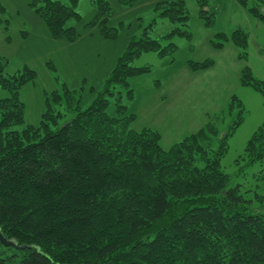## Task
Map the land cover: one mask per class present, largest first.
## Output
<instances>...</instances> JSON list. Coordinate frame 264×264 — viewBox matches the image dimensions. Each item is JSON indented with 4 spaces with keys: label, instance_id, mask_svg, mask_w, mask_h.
I'll return each mask as SVG.
<instances>
[{
    "label": "trees",
    "instance_id": "16d2710c",
    "mask_svg": "<svg viewBox=\"0 0 264 264\" xmlns=\"http://www.w3.org/2000/svg\"><path fill=\"white\" fill-rule=\"evenodd\" d=\"M197 1L200 16L213 24L208 0ZM237 2L248 7V0ZM100 3L111 15L108 2ZM76 4L44 0L37 11L52 35L74 40L75 28L67 22L81 17ZM156 9L171 23L188 25L185 0L159 1ZM249 10L264 20L259 5ZM176 33L191 36L176 27L167 37ZM225 39L218 33L212 44L222 48ZM230 40L240 50L248 45L241 29ZM175 48L146 32L133 38L91 105L83 109L77 91L68 87L55 90L47 95L39 126L26 123L21 99V87L36 72L27 67L9 76L1 72L0 87L9 95L0 98V230L25 248L0 257V264H264V213L250 211L240 185L228 187L221 165L226 139L243 117L218 139V147L213 145L217 131L208 124L164 149L158 131L131 128L135 114L121 92L115 95V85L128 87L130 76L150 70L131 65L136 57L149 51L166 55ZM213 63L190 62V67ZM241 81L264 91V80L249 65ZM127 94L132 98L133 90ZM64 103L62 112L58 106ZM111 103L115 114L108 112ZM66 111L75 116L62 124ZM244 157L248 164L264 158V123Z\"/></svg>",
    "mask_w": 264,
    "mask_h": 264
},
{
    "label": "rangeland",
    "instance_id": "374dc122",
    "mask_svg": "<svg viewBox=\"0 0 264 264\" xmlns=\"http://www.w3.org/2000/svg\"><path fill=\"white\" fill-rule=\"evenodd\" d=\"M59 1L73 4V0ZM105 1L112 11L109 16L100 9L101 0H77L75 9L81 17L67 22L77 34L70 40L52 35L37 11L44 0H0V74L9 76L25 67L36 72L21 87L26 123L39 126L47 95L55 90L63 92L64 87L77 91L83 109L91 105L133 38L146 32L163 46L173 42V53L149 51L136 57L131 65L150 70L130 76L128 87L114 86L115 95L121 92L122 102L135 114L131 128L158 131L162 147L169 149L210 124L217 131L213 145L218 147V139H223L242 116V122L226 139L222 170L229 175L228 187L240 185L241 193L250 201V211L264 213V158L252 164L242 159L254 131L264 123V91L241 81L247 65L253 75L264 80V20L249 10L259 5L264 14V0H248V7L237 0H208V8L215 15L211 25L200 16L197 0H185L189 13L186 27L171 23L156 9L159 1L173 0H132L127 5L121 0ZM176 27L188 29L190 38L178 33L167 37ZM236 29L247 35L244 50L230 40ZM218 33L227 35L222 48L212 44ZM241 52L247 57H240ZM206 60L214 63L206 69H191L190 62ZM128 88L133 90L132 98ZM8 95L0 87V98ZM110 99L115 101L114 96ZM58 109L65 112L66 104ZM108 112L115 114L114 103ZM74 116L75 112L66 111L59 122L65 124ZM17 252L16 247L0 242V257Z\"/></svg>",
    "mask_w": 264,
    "mask_h": 264
},
{
    "label": "water",
    "instance_id": "95a60500",
    "mask_svg": "<svg viewBox=\"0 0 264 264\" xmlns=\"http://www.w3.org/2000/svg\"><path fill=\"white\" fill-rule=\"evenodd\" d=\"M0 242L3 243L5 246L16 247L17 249L25 248L24 245L21 246L17 244L15 240L8 239L7 237H5L1 230H0Z\"/></svg>",
    "mask_w": 264,
    "mask_h": 264
}]
</instances>
